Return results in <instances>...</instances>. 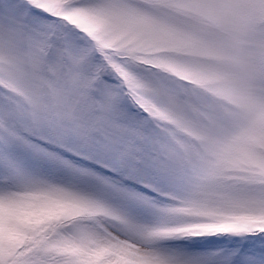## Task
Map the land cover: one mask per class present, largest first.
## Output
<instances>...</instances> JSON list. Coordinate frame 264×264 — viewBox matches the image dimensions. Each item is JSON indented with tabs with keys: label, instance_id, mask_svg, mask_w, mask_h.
I'll list each match as a JSON object with an SVG mask.
<instances>
[{
	"label": "snow or ice",
	"instance_id": "snow-or-ice-1",
	"mask_svg": "<svg viewBox=\"0 0 264 264\" xmlns=\"http://www.w3.org/2000/svg\"><path fill=\"white\" fill-rule=\"evenodd\" d=\"M0 264H264V0H0Z\"/></svg>",
	"mask_w": 264,
	"mask_h": 264
}]
</instances>
